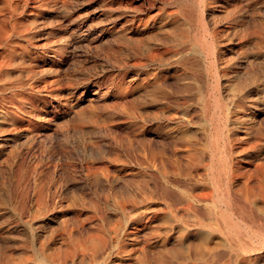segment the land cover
I'll return each mask as SVG.
<instances>
[{
	"label": "rangeland",
	"instance_id": "obj_1",
	"mask_svg": "<svg viewBox=\"0 0 264 264\" xmlns=\"http://www.w3.org/2000/svg\"><path fill=\"white\" fill-rule=\"evenodd\" d=\"M112 1L0 0V24L4 23L0 25V264H159L162 258L168 264H178L180 259L168 258L165 252L169 247L179 249L182 246L179 230L168 232L167 225L161 220H155L145 227L136 223L132 229L128 200L134 198L139 204L146 202L155 207L162 200L180 197V190L191 192L194 183L203 184L210 194H215L206 170L198 161L194 162L195 165L191 164L186 137H183L193 133L198 136L197 139H202L198 140L200 144L203 141V145H210L211 126L204 118L203 104L195 85L190 80L175 83L173 79L170 80L171 88L175 89L172 92L170 88L172 101H178L180 107L186 110L185 118L174 120L178 123L176 129L169 126L171 119L167 115L164 121L153 123L150 119L148 122L146 113H159L161 109L144 105L140 95L135 93L136 84H129L124 78V71L117 70L112 61L113 46L121 39V30L133 27L142 32H157L159 19L163 18L164 12L177 11L170 4L173 0ZM243 2L237 10L231 11V15L248 16L245 21L250 28L254 22L261 25L260 20L255 21L254 17H258V14L264 17V0H259L256 5L249 0ZM1 4L5 7L2 8ZM56 8L58 10L54 11ZM217 10L213 23L218 21L219 27L226 29V16ZM134 15L142 19L141 25L140 21H130L129 18ZM219 15H223V19ZM129 22L131 25L128 26ZM113 24L116 28L110 32L109 28ZM189 29L191 33L197 32L195 14L190 16ZM223 34L221 39L225 40L226 33ZM253 50L257 52L253 47L244 46L243 52L237 51L233 59L227 57L225 62L227 67L237 70L231 78V84L242 82L245 87L242 99L237 103L240 101L249 106L248 126L261 129L264 126V76L259 78L260 85L256 87L247 79L249 75H245L254 60L251 55ZM202 58L201 55L198 74L203 81V95H206L205 91L213 81ZM128 85L134 93L126 95L124 88ZM192 86L191 92L184 91ZM158 96L160 98V94ZM209 101L213 103L214 99L209 97ZM159 114L162 115V112ZM242 120L244 122L245 118ZM248 123L240 124L239 129L228 123L234 143L244 129L242 127ZM159 148L167 150L164 157L177 159L179 165L182 164L179 175H175L171 172L174 169L167 166L171 174L169 181L178 184V190L164 183L153 168L154 164L159 166L162 162ZM208 150L204 153L197 151L206 162L212 155ZM152 151L157 156L155 160H150ZM144 155L147 158L143 162L141 158ZM147 180L150 183L144 186ZM191 243H195V240ZM255 254L258 258L253 257L249 264H264V248Z\"/></svg>",
	"mask_w": 264,
	"mask_h": 264
},
{
	"label": "bare ground",
	"instance_id": "obj_2",
	"mask_svg": "<svg viewBox=\"0 0 264 264\" xmlns=\"http://www.w3.org/2000/svg\"><path fill=\"white\" fill-rule=\"evenodd\" d=\"M111 1L109 0V2H111ZM155 1H152V3ZM243 1H245V0H173L170 4L172 6H175L174 8H177V11H174V12L168 11L166 13L164 12V14L162 16L163 18L159 19L161 21H160V26H159L157 32H149V31L142 32L139 29H133V27L132 28H125L124 27L123 30H121L122 32L119 30L122 34L121 39L118 41L116 46H113L114 48L112 51V59H113L112 61H113L114 67L117 70H123L124 71V78H125V80H127V82L129 84L131 82H133L132 84H136V86L134 87V90H136L135 93H138L140 95L139 98H141V101H142V103H144V105L150 106V107L158 106L161 109V111L160 110H158V111H160L159 113L162 112V115H160L157 112H147L146 117L149 118L148 122L150 121V119L152 120V122L153 121L154 122H161V120L164 121L163 119H165L166 115H167V117L171 119V124H169V126L176 129L178 127V123H176V121H174V120L180 119L181 117L185 118L186 110L180 107V104L178 101H172L173 100L172 92H174L175 89L173 90V88H171L172 83L170 80L173 79V83H175L177 81L180 82L182 80H190L192 82V84L195 85V87L197 89L196 91L199 92V95H200L199 98L203 104V109H204V118L209 123V125L211 126L210 127V130H211L210 131V137H209L210 145H208V146L203 145L202 144L203 141L200 144L199 143L200 141H198V140H202V139L201 138L197 139L198 136L196 137V135L193 133L185 134V135H183V137L184 136L186 137V140H185L187 142L186 149L189 151L188 157H189L191 164L194 162L196 163L198 161L199 165H201L206 170L207 177L212 182L215 194H210L208 188L206 186H203V184L194 183L195 186L193 187L191 192L186 193V191L180 190L179 191L181 193L180 197L172 196L173 198L169 201H165V200L161 199L163 202H161V201L158 202L157 205H154L155 207H152L153 205L150 206L146 202H141L139 204V202L137 203L134 198H131L130 200H128L129 201L128 202L129 223H130L132 229L134 228V225H136V223H139L141 226L145 227L147 224H149L155 220H161L163 223H165L167 225L168 232L173 233L175 231V229H176V231L179 230V232L181 233L180 235H181V240H182V246H180L179 249H171L168 246L169 249H167L165 252V255H167L168 258L180 259V262L178 264H249L252 262V259H254L253 257L257 256V254H255V253L264 248V128H263L264 126L261 129L260 128L257 129L255 127H252V125H251V127L248 126L249 125L248 122H250L249 106H247L244 103H241L240 101H239V103H237L239 99H242L245 87L242 84V82L235 84V85H233L234 83L232 82L233 84H231V81H232L231 78L234 74L236 75L237 70H233L230 67H227V64L225 62V58H227V57H229L230 59H233V57H235L234 56L235 53H238L237 51L240 50L239 52H243L244 46H245V48H246V46H248V47H253L254 49H257V52L254 50L251 52V55H252L254 60L253 61L251 60L252 62L250 64V69L248 68L249 69V71H247L248 74H245V75H249L247 79H249L254 85H256V87H259V85H260L259 78L261 79V77L264 76V52H263V48H264V17L261 14H258V12H256L260 17L259 16L256 17L254 15L255 16L254 20L255 21H256V19L260 20L261 25L258 26L257 23L254 22V26L252 28H250L249 27L250 25L247 26V23L245 21V19L248 16L245 18L243 15L242 16L241 15L240 16H234V13H233V15H231V11L235 10V9L237 10ZM249 1H252L253 3H255V5H256V3H259V0H249ZM16 2H18V1H16ZM30 2H31V0H30ZM127 2H126V4H127ZM41 3H43V2H41ZM112 3H113V1H112ZM140 3H142V2H140ZM157 3L159 4V2H157ZM151 4H150V6H151ZM243 4H244V2H243ZM247 4L248 3H246L245 5L247 6ZM26 5H28V4H26ZM36 5H38V4H36ZM51 5H50V9H52ZM131 5H129V6H131ZM164 5H165V3H164ZM118 6H120V5H118ZM150 6H148V7H150ZM156 6H158V5H156ZM1 7H2V4H1ZM3 7H5L4 4H3ZM100 7H101V5H100ZM100 7H98V8H100ZM143 7H144V5H143ZM6 8L9 9L8 6ZM115 8L117 10V6H115ZM121 9H122V7H121ZM136 9H137V7H136ZM217 9H219L220 11ZM256 9H260V8H256ZM56 10H58V9L56 8L54 11H56ZM119 10H120V8H119ZM216 10L223 13L226 16V17H224V18H226V23H225L226 29H222V26L219 27V24H217L218 21L213 23ZM132 11H134V10H132ZM253 12H255V10H253ZM9 13L10 12H8V14ZM15 13H16V11H15ZM30 13L31 12H29V14ZM38 13L40 14L41 11ZM246 13H247V11H246ZM5 14H7V12H5ZM36 14H37V12H36ZM120 14H121V12H120ZM193 14H195L197 16V22H198V29H197L196 33H191L190 29H189V27H190V16ZM236 14H238V13H236ZM248 14H249V12H248ZM137 15L131 16V18H129V19H130V21H133L134 23H135V21L136 22L140 21V25H141L142 19L140 20L139 16H137ZM24 16H26V15H24ZM122 16H123V14H122ZM222 16H220V17L223 19ZM143 17H145V16H143ZM218 17H216V18H218ZM33 18H34V16H33ZM106 19H108V18H106ZM99 20H101V19L99 18ZM254 20L251 19L249 21H254ZM5 21H7V20H5ZM2 24H4V23H2ZM2 24H0V25H2ZM15 24L16 23H13V25H15ZM129 24L131 25L130 22L127 25L129 26ZM122 25H124V24H122ZM36 26H37V24H36ZM1 27L4 30L3 26H1ZM98 27H100V26H98ZM118 27L121 28L120 26H118ZM223 27H224V25H223ZM19 28H21V27H19ZM115 28L116 27L113 24V27L109 28V31L112 32L115 30ZM22 29H23V27H22ZM38 30H36V31H38ZM20 31H18V33ZM31 31H33V30H31ZM140 31L142 32V34L140 33ZM6 32H8V34H9V31H6ZM22 32H21V34H23ZM48 32H50V31H48ZM100 32H102V31H100ZM224 32L226 33L225 34L226 37L224 36L225 40H222L221 39V33H222V35H224L223 34ZM11 35H12V33H11ZM139 35L141 37H139ZM36 36H37V34H36ZM32 38H31V41H33ZM47 39H49V38H47ZM27 42H28V40H27ZM15 43H17V41ZM25 44H27V43H25ZM33 44H34V42H33ZM102 45H104V44H102ZM41 46H39V48ZM45 46H47V45H45ZM25 48H27V47H25ZM103 48L104 47H102V49ZM104 49H106V47ZM106 50H108V49H106ZM109 51H111V50H109ZM7 52H9V51H7ZM12 52H14V51H12ZM5 54H6V51H5ZM200 54L203 57L202 58L203 61L206 63L208 74L211 76L212 81H213L212 83L210 82L208 90L205 91L206 95H203V87L201 85V83L203 81H202L201 76L198 74L199 67H200V62H199V58L201 56ZM243 54H245V53H243ZM7 57H9V56H7ZM244 58H245V56H244ZM238 59H240V58H238ZM238 61H240V60H238ZM241 62H242V60H241ZM25 65H26V63H25ZM219 66L221 67L222 73H220ZM37 67H39V66H37ZM244 67H246V66H244ZM9 69H11V66ZM3 70H2V72H3ZM18 70H19V68H18ZM28 71L32 72V70H28ZM247 72H245V73H247ZM44 74H46V73H44ZM47 75L48 74H46V76ZM262 79L264 80V78H262ZM250 85H252V84L250 83ZM124 86H126V85H124ZM129 88H130L129 85L124 88V92L126 95H129L130 93H134V91H131ZM170 88L173 90L172 92L170 91L171 90ZM192 88H193V86L188 87L184 91L185 92L186 91L191 92ZM179 92H181V91H179ZM159 94H160L161 99L158 96ZM183 95L184 94L182 93V96ZM209 97H212L214 99L213 103H211L209 101ZM139 98H138V100H139ZM138 100H136V102ZM256 101H257V99H256ZM140 104H141V102H140ZM260 109H262V108H260ZM127 111L130 112L129 110H127ZM0 112H1V110H0ZM193 112H194V110H193ZM260 113H262V112H260ZM126 114H128V113H126ZM191 114H192V112H191ZM200 118H201V116H200ZM242 118H245L244 122H247L248 124H247V126L242 127V129L243 128L244 129L242 130L239 138L235 139L236 143H234V141L232 139L231 132H229L230 129H229L228 123H232V125H235V128L239 129L241 126L240 124H244ZM182 121H184V120H182ZM169 122L170 121H168V123ZM145 124H147V123L145 122ZM189 124H191V122H189ZM13 125H14V123H13ZM149 125H150V123H149ZM166 125H168V124H166ZM260 125H263V124H260ZM136 127H138V126L136 125ZM139 129H141V128H139ZM191 129H193V128H191ZM17 130H19V129H17ZM188 130H186V131H188ZM236 133H238V132H236ZM177 136H178V134H177ZM143 137H144V135H143ZM203 139H204V137H203ZM145 141H147V140H145ZM1 143H3V142L1 141ZM179 143H181V142L179 141ZM145 144H144V146H145ZM141 146H143V145H141ZM234 147H235V150H234ZM177 148H179V147H177ZM207 148L212 152L210 160H209V158L206 159V160H209L208 162L201 159L200 156L197 154V151H199V150H201L200 152H202V153L206 152ZM153 149H155V148H153ZM155 151H156V149H155ZM165 151L167 152V150H165ZM165 151L161 150V152H160V157L162 155V162H160L161 165L158 166V165L154 164L153 168L155 171H157V173H158L157 175L159 176V178L164 183H166L168 185L171 184L175 189L177 188V190H178V186H177L178 184L177 185L172 184L169 181L170 171H169L167 166H170L171 168L174 169L171 172H173L175 175H179V171H180L179 169H180V166L182 164L179 165V163L177 162V159H174V158L167 159L166 157H164L166 155ZM152 152L153 153L150 156V160H153V159L155 160L157 157L156 156L157 151H156V154H154V151H152ZM176 152H174V155H176ZM218 154H220V156H218ZM177 157H178V155H177ZM146 158H147L146 155H144L141 159L143 160ZM205 158H207V156ZM159 161H160V159H159ZM143 162H144V160H143ZM166 162H168V164ZM195 163H194V165H195ZM146 167H148V166H146ZM148 168H147V170H148ZM143 169H145V168H142V170ZM192 169L193 168H191V170ZM137 170H139V169H137ZM192 171H190V172L192 173ZM182 172H184V171H182ZM142 173L144 174V172H142ZM184 173L186 174V172H184ZM145 174H147V173H145ZM200 174L201 173H199L198 175H200ZM202 174H204V173H202ZM196 175L194 174V176H196ZM155 176H156V174H155ZM183 176H184V174H183ZM186 178H188V177H186ZM144 179H146V178H144ZM190 179H191V177H190ZM149 180H150V177H149ZM149 180H147V182L146 181L144 182V186L147 185ZM176 180H178V179L176 178ZM153 186H155V185L153 184ZM150 188L152 189V187H150ZM166 188H168V187H166ZM188 190L190 191V189H188ZM173 192H174V190H173ZM150 194L151 193H149V195ZM148 198H149V196H148ZM163 198H165V197H163ZM200 206L203 208V210L205 212L202 210V208H200V211L202 210L201 212L198 210V207H200ZM123 210H124V208H123ZM125 210L127 211V207L125 208ZM131 233H132V231H131ZM160 233H161V231H160ZM164 238H166V237H164ZM192 240H195V243H191ZM164 250H161V251L164 252ZM161 253H160V255H161ZM257 258L258 257H256V259ZM154 263H156V262H154ZM146 264H148V263H146ZM159 264H168V262L164 261L162 258V260L161 259L159 260ZM256 264H259V263L256 262Z\"/></svg>",
	"mask_w": 264,
	"mask_h": 264
}]
</instances>
